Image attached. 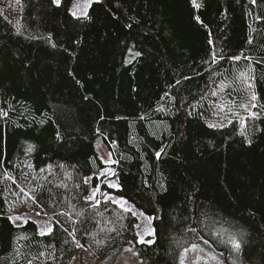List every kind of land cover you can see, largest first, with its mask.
I'll return each instance as SVG.
<instances>
[{
	"label": "trees",
	"instance_id": "1",
	"mask_svg": "<svg viewBox=\"0 0 264 264\" xmlns=\"http://www.w3.org/2000/svg\"><path fill=\"white\" fill-rule=\"evenodd\" d=\"M73 2L56 7L51 0H0V109L7 113L0 116V178L6 170L21 186L45 185L37 207L12 195L16 185L0 182V264H27L40 252L55 259L46 255L33 264H75L78 248L60 225L53 223L54 232L41 237L35 222L16 227L7 218L25 209L51 215L67 210L69 201L84 212L77 239L99 260L132 246L144 264H179L192 242L207 250L203 234L232 264L236 254L209 235L219 220L217 229L248 234L241 264H264V110L252 109L261 118L248 121L251 145L235 115L231 123L208 127L220 99L229 106L248 102L237 80L249 65L244 57L251 58L254 91L264 105V0H197L199 9L191 0H102L91 5L89 19L79 20L69 11ZM233 112L247 115L239 107ZM98 140L117 161L120 191L99 177L105 164ZM48 165L54 175L40 172ZM60 182L67 189L56 188ZM96 186L159 216L155 243H137L131 226L137 219L128 213L118 220L121 209L111 202L101 200L103 216L97 215L83 198ZM92 233L110 239L97 246Z\"/></svg>",
	"mask_w": 264,
	"mask_h": 264
},
{
	"label": "snow or ice",
	"instance_id": "2",
	"mask_svg": "<svg viewBox=\"0 0 264 264\" xmlns=\"http://www.w3.org/2000/svg\"><path fill=\"white\" fill-rule=\"evenodd\" d=\"M102 0H87V3L85 4H80L79 2L74 3L72 9H70V14L72 15L73 18L79 20V19H89L88 17V8L91 7L93 3H101ZM250 3L253 5L256 4V0H249ZM15 3L17 5L21 4V0H15ZM51 4L60 7L62 5V0H51ZM191 4L195 9H199L201 7V4L197 2V0H191ZM196 19L199 21V17H196ZM128 27H131V25H128ZM17 33H20V27L19 24H17ZM35 38V37H32ZM49 41L51 40V37H47ZM249 44L252 43V40L250 39L248 41ZM52 47H56L55 44H52ZM134 57L140 56L141 53L136 52L133 54ZM231 60L233 61H239L241 59L240 56H233L230 57ZM244 59L249 60V65L247 70L245 71H240L239 75L237 77L238 80H240L241 83L245 84L248 89H253V91L249 95V99L247 103H239L238 105H232L229 106L228 104H222V105H217L219 110L221 112H224L225 109H227V113H231L232 115H235L239 119V127H240V135L244 136L245 141L251 145L252 141L246 135V130L248 127V121H255L259 120L261 118V113L257 111H252V109H257L261 108L264 110V105L259 103V98L255 94L254 91V81H255V75H254V69L252 68V61L250 57H244ZM260 61H257L259 63ZM210 63H217V54L213 52L212 58ZM185 79H188V77H185ZM176 83H180L179 80L176 81ZM223 82L220 84V90L223 91V89L226 87ZM214 96L217 94L215 91L212 93ZM233 107H239L243 109L245 113H247L246 116H240L239 113L233 112ZM158 111H165L164 108H158ZM191 114V113H189ZM0 116H7V113L0 109ZM143 118V117H141ZM226 121L228 123H231V120L228 119L227 115L225 117ZM222 126V125H221ZM208 127H217L215 123H210ZM57 138L60 139L59 134L57 135ZM29 151L32 150L31 146H29ZM111 152L107 154V159L105 160L103 157H101V160H103L105 164V168L100 171L99 177H112L115 176L116 173L113 169L108 167V165L117 163V161H113L111 159ZM156 159L159 160L162 156L161 151H157L155 153ZM29 169H31V165H27ZM61 169L64 168L63 165H59ZM47 171L49 175H54L55 173L53 172V166L48 165L47 169H40V172H45ZM70 173L68 176L70 177ZM97 177V178H99ZM22 178L27 180L28 179V174H22ZM37 178L35 176L32 177V180H36ZM43 179H47V177H43ZM91 179V177H88L85 179V183H88V181ZM3 181H10L11 184L16 185V187L19 189V192H12V195L17 198L18 201L27 203L28 201H31L32 204L36 205L37 207H42V201H43V191L45 189V185L41 183H36L33 185L31 181L27 183L26 186H21L15 177L12 176V174L8 171H4L2 173V178H0V182ZM105 183L107 184V187L109 189H116L117 191L121 190V186L119 185L118 181H114L111 179H105ZM56 188H63L67 189V184L60 182L55 185ZM79 188V185L76 186ZM163 188V185H161ZM6 190H10L7 189ZM51 192V190H49ZM98 194L104 198V204L107 205L108 202H111L112 204L117 205L121 209V213L117 215L118 220H123L125 218V214L131 213L133 217H138L141 218L142 221L144 222L143 224L141 223H135L131 225L132 227L139 229V231L136 232V236L138 237L137 243L139 244H147L148 246H151L152 244L155 243V236H156V229L153 227V222L156 219H159V216H151V215H146L143 211L135 208L133 205L129 204L128 200L123 198V197H113L107 192H102L101 188L99 186L92 187L91 191L89 192L88 195L84 196V200L86 203L89 204V206L97 211V215L103 216V212L99 211V207L101 205V200L97 198ZM54 194H51L49 197V201L51 206L54 209L55 201L52 200L51 196ZM5 202L7 203V197H5ZM69 207L67 210L64 211H58V210H53L51 216H48L47 220L44 222L43 225L37 224V230H38V235L41 237L51 235L54 232V227L53 223L60 225L63 228L64 232H67L69 236L72 237V242L74 243L75 247L78 249H84L85 251L87 249L84 248V245L80 243V240L77 239L76 233L79 231L78 228H76V224L80 222V218L83 217L84 212L83 211H78L76 210V205L71 204L69 201ZM13 208L10 205L9 211H12ZM36 216H40L41 212L37 211ZM65 218L64 223H70L71 224V230H69L68 227H63V224H61V221L59 218ZM8 220L11 221L16 227H20L21 224L17 222H21L23 224L28 223V218L25 216L21 215H16L12 216L9 215ZM55 218V219H54ZM110 223H112L110 221ZM221 223L219 220H216L213 222L212 225H210L211 231L209 232V235L212 237V239L216 240L218 243H221L223 245L229 246L230 248V254L235 253V258L232 260V264H241L240 257L244 252L245 246L248 243L246 237L247 233L243 231H230L228 228H215V224ZM125 225L120 224V228H124ZM102 231H107L108 233H111L113 231H116V228H109L106 230ZM188 231H191L195 233L197 229L195 227L189 226ZM119 234V233H118ZM97 233H92V240L91 242L96 244L97 246L102 245L105 240L110 239V237L105 236L102 239H97ZM146 236H151L153 239L146 240ZM19 239H28L27 236H22L19 237ZM200 239L203 241V244L208 246L207 250L205 247H202L199 243L192 242L190 247H183V251L180 252L179 254V264H225V260L222 259L223 253H220L218 256L214 250H212V246L210 244V241L208 238H206L203 234L200 235ZM65 243H67V240H65ZM131 243V242H129ZM48 248H53L54 245H46ZM129 252H133L134 255L139 256L138 252H135L132 247L126 249ZM17 255H19V250L17 249ZM46 255H50L52 259H55L54 253L51 254H46L45 252H40L38 257H33L32 259L28 260L27 264H33V260L39 259V257H45ZM75 259V257H73ZM41 264H44V261H41ZM101 264H105V262H101ZM138 264H144L143 259H140L138 261Z\"/></svg>",
	"mask_w": 264,
	"mask_h": 264
},
{
	"label": "rangeland",
	"instance_id": "3",
	"mask_svg": "<svg viewBox=\"0 0 264 264\" xmlns=\"http://www.w3.org/2000/svg\"><path fill=\"white\" fill-rule=\"evenodd\" d=\"M77 2H79L80 4H85V3H87V0H74L73 4L77 3ZM73 4H72V7H73ZM72 7H71V9H72ZM89 8H88V11H89ZM242 71H245V70H242ZM238 75H239V72H238ZM238 81L241 84V86H243L244 90L246 91V95L249 97V95L253 91V89H248L245 84L241 83L240 80H238ZM219 93L220 92L218 91L217 94H219ZM218 103H219L218 105L226 104L223 99H220V101H218ZM226 115H227L228 119H230L233 116L232 114L227 113V109H225L224 112H221L218 108L215 117L211 120V123H215L216 125H220V124L227 122L225 119ZM96 149L98 151L100 158L103 157L106 160L107 154L109 153V151L101 140H98V142L96 143ZM111 159L114 161L112 155H111ZM108 167H110L113 170L115 169L114 164L108 165ZM104 178L116 181L115 176L104 177ZM111 196L116 197L114 195H111ZM97 198L100 200H104V198L102 196H100L99 194H98ZM129 204H131V203H129ZM35 213H36V211H29V209H25V210H23V212L18 213V214H13L12 216H16V215L25 216L28 218V221L30 220V221H33L36 224H40V225H43L44 222L47 220L48 216H51V215L46 214V213H41L40 216H36ZM135 218L137 219L138 223H141V224L144 223L141 218H138V217H135ZM17 223H20L21 226L23 225L22 221L17 222ZM137 231H139V229H136V232ZM148 237H151V236H146L145 239L147 240ZM130 247H132V246H127L125 248H122L119 251L111 254L110 256L106 257L103 260H99V259L95 258L91 254V252H89V251H85L84 249H78V254L76 257L75 264H101L102 261L105 262V264H138V261L140 260L139 257L134 255L133 252H129L126 250ZM132 248L135 252H137L134 247H132ZM216 254L218 256L220 255L217 252H216ZM223 254H224L223 257H221V258L225 260L226 253L223 252Z\"/></svg>",
	"mask_w": 264,
	"mask_h": 264
},
{
	"label": "water",
	"instance_id": "4",
	"mask_svg": "<svg viewBox=\"0 0 264 264\" xmlns=\"http://www.w3.org/2000/svg\"><path fill=\"white\" fill-rule=\"evenodd\" d=\"M226 260V259H225Z\"/></svg>",
	"mask_w": 264,
	"mask_h": 264
}]
</instances>
